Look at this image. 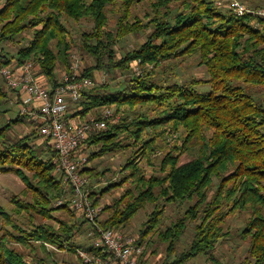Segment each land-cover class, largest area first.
Segmentation results:
<instances>
[{"label":"trees","instance_id":"16d2710c","mask_svg":"<svg viewBox=\"0 0 264 264\" xmlns=\"http://www.w3.org/2000/svg\"><path fill=\"white\" fill-rule=\"evenodd\" d=\"M142 1L6 0L0 8L1 52L9 42L22 46L16 56L2 52L1 61L16 60L19 65L32 61L39 65L40 76L56 85L59 70H67L72 61L73 35L68 24L92 21V28L79 35L83 49L94 60L82 74L95 83L94 71L112 78L84 93L79 114L83 120L90 115L100 119L109 109L120 115V121L108 122L105 129L90 135L87 147L96 150L88 161L137 148L134 159L122 167L121 175L128 173L120 181L110 182L99 193L89 186L95 205L102 204L106 193L126 186L118 200L103 206L99 225L127 233L134 216L152 204L148 226L136 243L145 250L153 232L166 247V264H195L199 257L210 258L215 244L228 236L223 230L228 215L248 211L251 218L241 235L249 240V248L239 264H264V19L251 14L239 17L216 0H181L177 8L174 0H149V12L143 18L133 16L132 9ZM249 7L262 9L264 3ZM109 16L116 18L113 28ZM137 35H146V40L119 58V44ZM53 40L55 50L50 45ZM195 55L208 78L179 81L174 76L176 63ZM133 64L143 72L137 75ZM121 76L125 85L116 89ZM8 91L0 88V107L9 106L8 98L15 101L14 91ZM10 110H0V173L13 172L26 185L21 196L12 199L10 211L0 206V264H29L27 256L33 254L36 259L37 251L43 258L35 264H53L47 245L67 249L76 255L78 264H86L80 250L104 258L94 245L96 229L69 205L55 207L68 196L55 172L54 154L48 147L34 146L35 140L42 141L38 129L19 109L15 118L7 120ZM27 123L32 132L13 138L12 130ZM168 132L179 135L180 146L174 147L178 154L165 156L162 178L147 179L139 164L153 158L158 141L167 140ZM190 149L196 150L195 159L179 165L180 157ZM94 169L88 166L82 173L101 179L109 172ZM159 201L192 205L184 219L162 231L160 218L165 211ZM188 220L199 223L192 242L176 254ZM82 232L88 241L76 238ZM11 243L30 254L26 256ZM145 252L140 262L151 264Z\"/></svg>","mask_w":264,"mask_h":264},{"label":"rangeland","instance_id":"374dc122","mask_svg":"<svg viewBox=\"0 0 264 264\" xmlns=\"http://www.w3.org/2000/svg\"><path fill=\"white\" fill-rule=\"evenodd\" d=\"M6 0H0V8L2 5L5 3ZM181 0H174V8H177V5ZM217 5L220 4V6L224 9L228 8V4L231 1H238L242 3L244 6L249 7L251 5H263L264 0H216ZM149 0H144L141 3H138L136 7L132 9V15L143 18V16L149 12L148 4ZM252 2V4H251ZM251 8V7H249ZM254 9V8H252ZM263 9V8H262ZM109 21H110V27L113 28L116 18L113 16H109ZM69 28L72 32V37H73V42H71L72 47V56L77 60L79 63L80 67L82 69H85L86 66H93L94 65V60L93 58L85 52L83 49L81 40H80V33L84 31H89L93 24L92 21H86L83 20L80 23H69ZM146 40V35H137V36H130V39L122 42L119 44L117 47V56L120 58L122 55L125 54L128 50L134 48L135 46H138V44L144 42ZM51 47L53 50L56 48V40L51 41L50 43ZM22 46V43H15V42H9L6 43L4 46V50L2 51L4 54H7L8 56H16V52L19 47ZM2 52L0 49V59L2 58ZM198 55L192 56L185 58L182 61H178L176 63V66L174 67V73L178 80L181 82H191L193 79L195 80H204L208 78V75L206 73V70L204 67L200 66L198 64L199 59ZM133 69L136 70V72H143L142 69L136 65H132ZM96 75V83L95 85L98 84H103L105 81L108 82L109 78H112V76H109V74L104 73V72H98L94 71ZM138 75V74H137ZM124 77L121 76L119 81L121 82L120 86H115V88H122L125 84L124 83ZM128 78V76H127ZM107 79V80H106ZM172 81V80H170ZM111 86H114V83H110ZM0 88L5 90V92L8 91V87L4 85V82L2 81V78L0 77ZM197 88L201 91L203 89L205 90V86H197ZM7 103H9V106L6 104L2 105L0 107V110L7 109L8 107L11 108L9 115L5 118L8 120L9 118H15L16 114L18 112L19 107L14 105V101H10V98ZM113 112V111H112ZM114 113V112H113ZM115 119H117L116 122L118 123L120 121V115L113 114ZM28 124V123H27ZM32 128L28 124V126H17L15 129L12 130V134L16 138L20 136V134H23L25 131L26 132H32ZM25 132V133H26ZM167 140H159L158 141V148L155 154L152 156L153 158L150 159L149 162L143 161V159L140 162V166L142 167L143 170V175L148 179L149 177H158L162 178L164 174L161 172V163L165 156L172 152L174 156L178 154V151L174 149L176 146H180V140H179V135L178 133L170 134L168 132L167 134ZM166 135H164L166 137ZM42 141H34V146L45 150L47 149ZM96 148L94 147H89L87 153H92V151H95ZM137 152V148L130 147V148H125L119 149L114 153H107L103 157L100 158H95L93 161L89 163V166L92 168H95L96 172H104V171H109L105 176H103L101 179H97V176L94 177L93 179H89V185L92 186V189H95L96 193H99L103 188H106L109 186L110 182H118L120 179L123 177V175H126L125 172L123 175H121V169L125 165L126 161L134 159V155ZM196 157V150L195 149H190L186 154H183L180 157L179 160V165L191 162L194 160ZM27 176H30L29 172H25ZM166 175V174H165ZM31 178V177H29ZM97 179V180H96ZM30 181H33L32 179ZM25 183L23 180L14 174L13 172H7V173H0V206L5 208L7 211H10L12 209V199L15 197L19 198L21 194L23 193L25 189ZM125 187H122L118 190L112 191L110 193H106L104 197L101 200V205L105 204H112L116 200H118L125 192ZM130 188V185L127 186V189ZM159 205L164 207V214L160 218V223H161V229L164 231L167 227L171 226L173 223H176L180 219H184L186 217V212L189 206L191 207L192 203H186L185 204H172V205H166L164 201H159ZM154 210V205L152 204H147L143 210L139 211L134 218L130 221V224L127 226L125 229L127 233L121 232L124 235L130 236L133 239L137 241L139 239L142 229L146 228L148 224H145L148 221V216L152 213ZM56 215L58 213H55ZM104 217V215L102 216ZM251 218V213L248 211H234L231 212L227 219H225V223L223 225V230L224 232H229L228 236L225 238H221L218 243L215 244L214 250L211 252L209 256H203L199 257L197 259V262L195 264H239L244 261V259L247 257V250L249 248V240L244 239L241 235L242 231L247 227L249 221ZM101 219V218H100ZM199 223V220H188L186 223V229L183 232L179 242L176 245V254L180 251L184 250L189 246V244L192 242L194 233H195V227L196 224ZM144 227V228H143ZM103 228V227H102ZM105 229V228H103ZM141 230V231H140ZM83 234L77 233L76 238H79V242L87 240L85 232H82ZM153 234V232H151ZM149 233L148 239L150 242L148 246L145 244V250L143 248V252H145V256H147V259L151 261V264H166V247L165 245H162L160 242H158L157 236H153ZM0 235H2V232L0 231ZM88 241V240H87ZM11 247H15L19 249L20 251L23 252V254H30L25 248H23L20 244L16 243H11ZM47 251L52 254V263L53 264H78V258L76 255H70L67 252V249L59 250L54 247L50 248V245H47ZM82 252H85L83 250H80ZM54 253V254H53ZM37 258H43L42 254L37 251L36 252ZM143 255V254H142ZM34 255L31 254L27 256L26 258L27 263L35 264V257ZM213 260H210V259ZM140 260V259H139ZM37 261V260H36ZM47 262V261H46ZM48 264H51L49 262ZM115 264H120V263H115ZM143 264V263H141Z\"/></svg>","mask_w":264,"mask_h":264},{"label":"built area","instance_id":"2783aa9c","mask_svg":"<svg viewBox=\"0 0 264 264\" xmlns=\"http://www.w3.org/2000/svg\"><path fill=\"white\" fill-rule=\"evenodd\" d=\"M237 16L251 14L264 19L263 9H251L238 1L228 4ZM138 74V72H137ZM0 76L8 89L14 91L21 114L26 115L38 129L41 143L54 154L53 165L67 192L68 199H60L55 207L69 205L96 229L94 245L106 256H89L80 251L86 264H141L143 248L130 236L99 225L103 205H95L89 196V180L82 173L89 166L87 139L95 131L116 122L111 110L102 112L101 118L90 115L83 120L81 100L95 82L82 74L75 58L67 70H59L58 83L54 85L40 76L39 65L32 61L19 65L16 60L5 64L0 59ZM14 101V102H15ZM50 248H53L50 246Z\"/></svg>","mask_w":264,"mask_h":264},{"label":"crops","instance_id":"0c3cea01","mask_svg":"<svg viewBox=\"0 0 264 264\" xmlns=\"http://www.w3.org/2000/svg\"><path fill=\"white\" fill-rule=\"evenodd\" d=\"M98 81V80H97Z\"/></svg>","mask_w":264,"mask_h":264}]
</instances>
